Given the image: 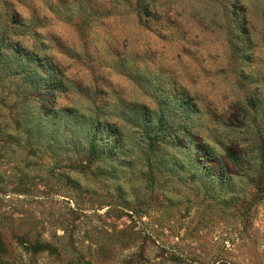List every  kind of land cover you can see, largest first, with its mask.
<instances>
[{
	"label": "rangeland",
	"instance_id": "obj_1",
	"mask_svg": "<svg viewBox=\"0 0 264 264\" xmlns=\"http://www.w3.org/2000/svg\"><path fill=\"white\" fill-rule=\"evenodd\" d=\"M0 264H264V0H0Z\"/></svg>",
	"mask_w": 264,
	"mask_h": 264
},
{
	"label": "trees",
	"instance_id": "obj_2",
	"mask_svg": "<svg viewBox=\"0 0 264 264\" xmlns=\"http://www.w3.org/2000/svg\"><path fill=\"white\" fill-rule=\"evenodd\" d=\"M14 52H17L16 50H14ZM39 66V65H37ZM37 66L34 67L33 69V74H36L37 71ZM53 65L51 64V68H50V72L48 74L47 77V81L46 83H50V84H54V82H56V80H59L58 78V73L57 71H55V69L52 67ZM27 70V69H26ZM33 74L30 75V73L28 72V76L32 77ZM60 82V81H59ZM91 132V133H90ZM91 134V135H90ZM104 135H108V137L105 139V145H103V147L106 149L105 146H107V144H109L111 146V143L114 142V146L117 143L119 146V134L117 131V128L114 127V125H111L109 123H105V124H95L92 129L90 127L89 133H88V143H89V149L91 151H93L95 142L101 141L102 142V138ZM118 146L116 145L115 147L118 148ZM116 150V149H115Z\"/></svg>",
	"mask_w": 264,
	"mask_h": 264
}]
</instances>
